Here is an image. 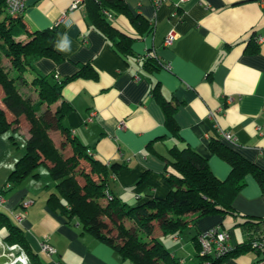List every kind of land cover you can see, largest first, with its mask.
Here are the masks:
<instances>
[{"label":"crops","instance_id":"obj_1","mask_svg":"<svg viewBox=\"0 0 264 264\" xmlns=\"http://www.w3.org/2000/svg\"><path fill=\"white\" fill-rule=\"evenodd\" d=\"M122 1L129 14L116 12L105 18V24L91 14L88 0L77 10H69L72 0H29L22 19L21 40L36 30L55 27L54 50L60 56L58 62L48 58L33 62L27 78L36 74L64 80L87 70V77L67 83L62 90L63 100L71 106L63 124L70 137L106 168L108 192L128 205L142 203L150 195L165 197L170 190L162 176L166 160L172 150L183 148L204 157L211 173L225 180L230 166L210 152L212 140L264 172V0H187L181 6L165 3L157 9L149 0ZM107 24L132 36L126 57L119 40H109L100 31ZM169 30L175 39L166 47L163 41ZM258 37L263 40L256 42ZM150 55L157 60L145 65ZM154 89L173 112L176 136L166 125ZM2 95L0 90V109L11 121ZM16 127L0 135V190L26 150L16 138L25 144L28 123L21 120ZM223 134L230 135L233 143ZM11 135L16 145L10 142ZM55 138L60 141L54 142L57 149L70 156L66 135L57 130ZM46 170L38 167L37 177L29 176L1 194L0 213L22 229L34 254L33 260L27 256L29 264H125L111 247L84 232L76 219L50 208L48 198L57 192ZM244 181L232 203L234 214L200 218L183 233L160 238L180 264L198 263L194 238L199 233L219 227L228 232L235 248L248 238L240 224L264 219V192L253 175L247 174ZM23 201L31 204L23 208ZM6 233L1 227L0 264L8 262L3 246L17 245L4 241ZM42 244L55 253H44ZM259 258L249 249L221 264H256Z\"/></svg>","mask_w":264,"mask_h":264},{"label":"trees","instance_id":"obj_2","mask_svg":"<svg viewBox=\"0 0 264 264\" xmlns=\"http://www.w3.org/2000/svg\"><path fill=\"white\" fill-rule=\"evenodd\" d=\"M88 4L91 14L99 17L103 23L108 17L102 10H106L111 16L116 12L129 14L122 0H88ZM22 19L23 17L8 16L5 0H0V89L3 93L1 103L12 119L8 121L4 111L0 109V135L10 131L12 126H18L21 120L26 121L29 126L25 153L9 174L6 189L0 190V195L12 190L29 176L37 177L34 171L40 166H46L56 183L57 192L48 198L50 208L59 210L68 219H76L84 232L111 247L123 263L180 264L179 260L165 249L160 241L161 237L181 234L200 218L234 214L232 203L244 188V178L247 174L256 178L264 192V172L232 148L212 140L210 152L217 154L230 166V173L225 180L216 178L209 170L206 159L197 152L189 148L174 149L170 152V159L166 160L167 167L162 173L170 187L165 197L150 195L142 203L128 205L111 194L112 200L106 201V168L93 156L88 155L87 147L70 137L69 130L63 124L71 106L63 100L62 90L67 83L87 77V70L82 68L64 80L55 76L35 74L28 81L25 75L33 73V62L40 58L58 62L60 56L54 50L55 27L36 30L21 40L25 33ZM130 21L133 22L134 19L130 18ZM100 31L109 40H119L117 45L124 57L130 53L132 36L118 33L108 24ZM150 57L152 58L147 59L145 65H153L154 59L157 60L154 55ZM3 60L8 62L9 67H5ZM21 85H27L36 99L32 100L31 96L23 93ZM153 92L164 111L166 125L176 136L178 130L172 110L158 91L155 92L154 89ZM51 107H54V112L50 116ZM51 127L66 135L71 148L70 156L65 157L55 146L48 133ZM16 130L17 127L12 132ZM9 139L16 145L14 135ZM82 162L86 163L87 167L81 165ZM84 167H89V171L84 170ZM105 219L113 225V237L107 234ZM240 226L248 231L247 241L215 260L199 255L198 237L203 232L196 235L194 241L197 247V264H205L208 260H211L210 264H221L230 255L249 250L251 236L264 229V219H247ZM1 227L7 230L4 237L7 244H17L29 259L35 258L24 239L22 229L12 225L8 218L0 213Z\"/></svg>","mask_w":264,"mask_h":264},{"label":"built area","instance_id":"obj_3","mask_svg":"<svg viewBox=\"0 0 264 264\" xmlns=\"http://www.w3.org/2000/svg\"><path fill=\"white\" fill-rule=\"evenodd\" d=\"M28 1L29 0H5L6 13L10 17H23ZM84 1L85 0H72L69 10H77L82 8ZM186 1L187 0H149L154 9L159 8L165 3H173L175 6H181V4ZM102 13L105 14V16H107L108 18L111 17V15L106 10H102ZM174 39V31L169 30L164 38L163 45L169 47L173 43ZM262 40L263 38L261 37L255 39L256 42H261ZM162 66L165 69L168 68V65ZM223 138L228 143H233V139L230 135L223 134ZM88 155H91V152L88 151ZM105 200H112V196L108 191L105 192ZM0 202H3V198L1 195ZM30 204V201H23L22 207L27 208ZM17 219L18 221H21L22 215L17 216ZM229 241L230 236L228 232L221 230L219 227L205 231L198 237V243L200 246L199 255L202 257H207L211 260L222 258L234 249V247H231ZM0 245L2 244L0 243ZM249 247L250 250L260 255V258L258 259L256 264H264V229L260 231V233L253 234L251 236ZM3 248H5V255L8 258V262H6L5 264H13L16 259L20 260L22 264H29V259L20 246H3ZM41 249L47 255H52L55 253V249L48 244H42ZM211 260H208L207 262H205V264H210Z\"/></svg>","mask_w":264,"mask_h":264},{"label":"rangeland","instance_id":"obj_4","mask_svg":"<svg viewBox=\"0 0 264 264\" xmlns=\"http://www.w3.org/2000/svg\"><path fill=\"white\" fill-rule=\"evenodd\" d=\"M0 43H1V41H0ZM3 64L5 65V67L7 68V67H9V65H8V62L6 61V60H3ZM28 79V81H29V77L27 78ZM27 86V85H26ZM26 86H22L21 85V90H22V92L23 93H25V94H28L29 96H31L32 97V100H35L36 99V96H35V94L32 92H30L29 91V88H28V86L26 87ZM1 90V89H0ZM53 112H54V107H51L50 108V112H49V114H50V116H51V114H53ZM57 132V129L55 128V127H51V129L48 131V133H49V136L51 137V139L53 138V135L55 134ZM15 137V136H14ZM58 138H60V136H58ZM16 140H17V144L18 145H20V146H22L23 148H25V144H24V141H22V140H20L19 138H16ZM53 142H56V144L57 143H59L60 141H59V139H58V141H56V138L54 139V140H52ZM22 149V148H21ZM1 160H5V159H1ZM84 170H86V168H84ZM47 171V170H46ZM51 176H50V174L48 173V175H47V179L49 178L50 180H52L51 178H50ZM49 179H48V181H49ZM81 182V181H80ZM103 203H105V200H103L102 201ZM105 222H106V224H107V234H109V236H114V234H115V231H114V229H113V225H112V223L109 221V220H107V219H105ZM106 232V231H105Z\"/></svg>","mask_w":264,"mask_h":264},{"label":"water","instance_id":"obj_5","mask_svg":"<svg viewBox=\"0 0 264 264\" xmlns=\"http://www.w3.org/2000/svg\"><path fill=\"white\" fill-rule=\"evenodd\" d=\"M13 264H22L20 260L16 259Z\"/></svg>","mask_w":264,"mask_h":264}]
</instances>
